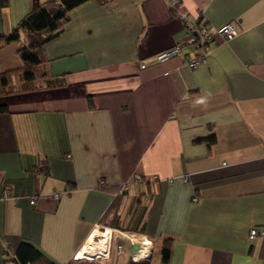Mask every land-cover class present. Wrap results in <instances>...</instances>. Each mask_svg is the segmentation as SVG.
Here are the masks:
<instances>
[{
	"label": "crops",
	"instance_id": "obj_1",
	"mask_svg": "<svg viewBox=\"0 0 264 264\" xmlns=\"http://www.w3.org/2000/svg\"><path fill=\"white\" fill-rule=\"evenodd\" d=\"M42 1L0 0V33ZM184 20L211 32L195 68ZM227 22L238 34L224 40ZM25 42L0 45V72ZM41 57L61 85L0 93V264L20 241L55 264H264V234L249 237L264 230V0H87ZM103 226L109 255L74 259Z\"/></svg>",
	"mask_w": 264,
	"mask_h": 264
},
{
	"label": "trees",
	"instance_id": "obj_2",
	"mask_svg": "<svg viewBox=\"0 0 264 264\" xmlns=\"http://www.w3.org/2000/svg\"><path fill=\"white\" fill-rule=\"evenodd\" d=\"M85 1L87 0H44L26 12L9 31L0 33V45L17 41L22 33L26 36L25 44L18 49L21 65L0 72V93L62 84L61 77H48L47 70L42 63L41 47L62 31L65 23L69 20V12ZM97 1L100 4H105L111 0ZM12 74L17 76L15 84L9 83ZM25 74H29V76L26 77ZM88 102L91 104V99H88ZM5 110L6 106L0 104V112ZM209 139H214V136L211 135ZM169 252L168 242H165L161 247L162 261L168 260ZM12 259L15 264H55L44 258L41 250L27 241H20L17 244Z\"/></svg>",
	"mask_w": 264,
	"mask_h": 264
},
{
	"label": "built area",
	"instance_id": "obj_3",
	"mask_svg": "<svg viewBox=\"0 0 264 264\" xmlns=\"http://www.w3.org/2000/svg\"><path fill=\"white\" fill-rule=\"evenodd\" d=\"M180 0H168L171 8H176ZM185 22V31H186V42L190 46H193L196 50H200L197 53L193 54L192 56L185 57L184 63L189 66L190 68H195L199 66L200 64H203L207 60V50H208V44L211 40V32L209 30V27L205 24H199L196 21H188L184 20ZM215 32L224 40H229L236 36L238 34V31L234 24L232 22H227L217 28H215ZM182 51L178 45H173L169 48H166L164 50H161L154 54L153 56L143 59L140 62V67L144 68L148 63H154V62H163L170 58H173L175 56L181 55ZM186 178V177H185ZM142 176L140 174H134L133 175V181H142ZM171 181V180H169ZM124 187L127 186V184H123ZM10 186L7 185L3 192L4 195L8 194ZM52 197L54 199L58 198V193H53ZM30 203L34 202V197H30L29 199ZM264 234V230H258L257 228H251L249 231V237H254L256 235H262ZM93 238L96 239V241H100L101 239H105V242H103V245L100 248H95V254L91 256H85L81 255L79 258H77L78 251L74 254V259H85V260H98L100 258L106 257L109 255L112 245V230L107 229L106 227H101L100 232L95 235ZM141 240L137 241L139 243V248L137 251L132 254L131 259L132 260H138L140 258H146L149 254L148 248H149V241ZM116 250L118 253L122 250V244L118 243L116 244Z\"/></svg>",
	"mask_w": 264,
	"mask_h": 264
},
{
	"label": "bare ground",
	"instance_id": "obj_4",
	"mask_svg": "<svg viewBox=\"0 0 264 264\" xmlns=\"http://www.w3.org/2000/svg\"><path fill=\"white\" fill-rule=\"evenodd\" d=\"M96 230H94L85 240L80 250H78L77 258L81 255L85 256H91L95 254V248H100L103 245V242H105V239H101L100 241H96L93 236L96 234ZM146 243V241H145ZM101 245V246H100Z\"/></svg>",
	"mask_w": 264,
	"mask_h": 264
},
{
	"label": "water",
	"instance_id": "obj_5",
	"mask_svg": "<svg viewBox=\"0 0 264 264\" xmlns=\"http://www.w3.org/2000/svg\"><path fill=\"white\" fill-rule=\"evenodd\" d=\"M139 248V243L138 242H134L132 245H131V252H136L137 249Z\"/></svg>",
	"mask_w": 264,
	"mask_h": 264
},
{
	"label": "rangeland",
	"instance_id": "obj_6",
	"mask_svg": "<svg viewBox=\"0 0 264 264\" xmlns=\"http://www.w3.org/2000/svg\"><path fill=\"white\" fill-rule=\"evenodd\" d=\"M159 251H161L160 248H159Z\"/></svg>",
	"mask_w": 264,
	"mask_h": 264
}]
</instances>
